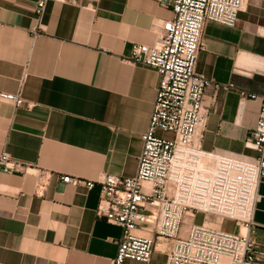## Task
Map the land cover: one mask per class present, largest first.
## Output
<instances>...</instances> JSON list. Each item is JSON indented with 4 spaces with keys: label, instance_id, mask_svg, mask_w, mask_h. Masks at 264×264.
<instances>
[{
    "label": "crops",
    "instance_id": "crops-1",
    "mask_svg": "<svg viewBox=\"0 0 264 264\" xmlns=\"http://www.w3.org/2000/svg\"><path fill=\"white\" fill-rule=\"evenodd\" d=\"M0 0V157L52 174L36 194L33 174L0 170V264H112L119 226L96 215L101 189L64 184L106 175H136L159 82L157 73L128 61L134 44L153 46L169 0ZM197 73L208 88L203 149L246 157L264 97V0H251L235 27L207 24ZM252 237L264 247V180ZM230 221L223 229L237 233ZM245 232V230H242ZM149 236L143 229L137 232ZM160 244L150 264H166ZM125 264H140L126 261Z\"/></svg>",
    "mask_w": 264,
    "mask_h": 264
},
{
    "label": "built area",
    "instance_id": "built-area-1",
    "mask_svg": "<svg viewBox=\"0 0 264 264\" xmlns=\"http://www.w3.org/2000/svg\"><path fill=\"white\" fill-rule=\"evenodd\" d=\"M250 1L169 0L172 18L162 23L155 45L134 44L128 58L159 76L136 175H106L88 182L61 178L64 184L84 185L88 191L100 187L97 217L122 229L112 264H150L160 244L166 264H264V247L252 237L264 180V97L240 93L242 100L260 101L256 128L245 142L255 157L206 151V90L228 91L233 85L214 84L197 73L207 24L235 27ZM46 3L38 0V18ZM0 102L15 108L24 104L20 94L6 92H0ZM0 170L33 174L38 195L44 194L52 177L48 171L11 162L7 155L0 157ZM198 215L203 216L201 224L195 222ZM211 218L216 226L208 224ZM226 221L239 231L224 230ZM140 229L149 236L138 234Z\"/></svg>",
    "mask_w": 264,
    "mask_h": 264
},
{
    "label": "rangeland",
    "instance_id": "rangeland-1",
    "mask_svg": "<svg viewBox=\"0 0 264 264\" xmlns=\"http://www.w3.org/2000/svg\"><path fill=\"white\" fill-rule=\"evenodd\" d=\"M202 221H203V216H202V215H198V216H197V219H196L195 222H196L197 224H201ZM187 224H190V220H189V219L187 220ZM208 224H211L212 226H216L217 222H216V220H215L214 218H211V219L208 221ZM227 225L230 226V225H232V223L228 222Z\"/></svg>",
    "mask_w": 264,
    "mask_h": 264
}]
</instances>
